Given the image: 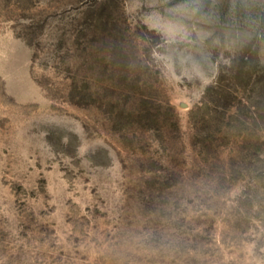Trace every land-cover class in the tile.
<instances>
[{
	"label": "rangeland",
	"instance_id": "374dc122",
	"mask_svg": "<svg viewBox=\"0 0 264 264\" xmlns=\"http://www.w3.org/2000/svg\"><path fill=\"white\" fill-rule=\"evenodd\" d=\"M0 264H264V0H0Z\"/></svg>",
	"mask_w": 264,
	"mask_h": 264
}]
</instances>
